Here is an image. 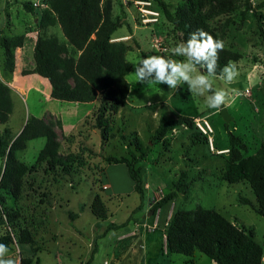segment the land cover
<instances>
[{
  "label": "rangeland",
  "instance_id": "rangeland-1",
  "mask_svg": "<svg viewBox=\"0 0 264 264\" xmlns=\"http://www.w3.org/2000/svg\"><path fill=\"white\" fill-rule=\"evenodd\" d=\"M164 1L173 9L179 0ZM111 2L112 17L125 21L116 30L131 34L124 39L129 47L126 59L131 63L126 75L130 89L125 103L113 115L114 137L102 145L99 130L92 127L91 118H86L72 135L57 133L60 151L65 153L67 150L64 148L70 149L72 146L71 150L83 152L85 163L71 176L43 173L42 166L26 176L19 204L25 209V217L35 241L30 245L11 243L5 259L14 260L15 264L27 258L31 259L29 264H103L104 261L107 264H135L136 254H125L126 250L118 246L117 236L133 227L136 232L140 229L149 231L147 227L156 223L154 231L158 232L161 246L165 245L159 220L163 207H153L170 191L171 182L180 175L181 170L187 171L190 186L186 193H178L169 203L166 220L176 205L187 209L212 208L238 226L252 228L255 240L264 251V218L254 210V193L245 182L229 183L221 178L227 152L226 148L219 147H225V141L228 143V131L243 140L246 145L244 155L254 153L264 139V0L205 1L199 7L200 11L211 13L208 23L218 33L224 46L241 54L236 61L239 74L232 83L221 78V74L214 78V89L236 90L235 102L226 106L231 117L227 122L219 110L207 107L206 96L190 92L186 83H181L178 91L172 92L166 84L138 82L134 67L142 58L160 55L178 61L187 59L173 55V49L183 43L181 33L160 13L157 22L144 25L133 0ZM25 3L31 4L33 9H27ZM46 6V0H0V37L23 35L26 38L35 34L38 17ZM152 6L161 10L157 0H152ZM56 27L51 29L61 31ZM29 43L27 40V45ZM1 58L0 50V72L7 74ZM38 99L42 98L30 91L22 109L15 103L6 123L12 133L19 129L28 108L35 113L44 105L54 108L51 104L58 103L57 99L51 102ZM161 114L207 119L212 130L210 138L213 148L210 150L203 141L191 145L188 137L193 130L184 127L169 132L167 148L161 142L150 145L143 160L148 185L141 199L130 189L124 176L127 175L126 165L106 164L102 156L126 154L117 128L129 137L135 131L143 144H149L150 135L157 127ZM45 120L53 124L56 121L52 116ZM3 127L0 125V133ZM38 141H29L26 148L19 152L20 159L29 165L34 163L39 151ZM2 168L3 162L0 160V172ZM105 185L110 188L106 190ZM0 196L5 197L0 210L3 206H15L14 200L2 191ZM95 196H99L107 209L105 219L96 218L90 210ZM240 197L246 198L249 203L240 202ZM146 210L152 213L147 215ZM69 212L77 213V216L71 219ZM122 222H125L122 227L107 229L111 223ZM6 231L9 229L1 226L0 236ZM172 258L175 264H190L189 257L184 254L172 253ZM192 259L195 264H216L199 251ZM261 264H264V257Z\"/></svg>",
  "mask_w": 264,
  "mask_h": 264
},
{
  "label": "trees",
  "instance_id": "trees-1",
  "mask_svg": "<svg viewBox=\"0 0 264 264\" xmlns=\"http://www.w3.org/2000/svg\"><path fill=\"white\" fill-rule=\"evenodd\" d=\"M205 1L213 3L216 0H179L173 9L164 0H157L161 6L160 14L181 33L183 42L197 29L220 40L218 33L208 23L211 13L200 11V5ZM46 5L37 20L38 31L58 24L68 45L79 51V54L75 62L70 58H53L52 53H47L44 41L37 35L33 45L34 66L22 70V73H37L47 78L51 85V98L69 102L97 100L89 118L92 127L99 130L103 145L114 137L113 115L125 103L130 89L126 79L131 69V63L126 59L128 44L122 40H112L114 31L125 21L112 17L111 0H46ZM25 6L29 10L33 9L31 4L25 3ZM23 43V35L0 37L1 59L7 73H11L14 68L15 48ZM48 44L46 47L49 52ZM240 58L239 52L224 46L219 52L217 75L230 61L236 62ZM11 111V89L0 80V125L4 126L0 133V160L3 162L0 191L11 197L15 204L10 208L3 206L0 210V227L6 226L9 229L0 236V243L7 246L13 242L30 245L35 241L34 233L25 217V209L19 204L26 176L33 174L39 166H42L43 173H52L58 177L71 176L84 165L85 159L80 150L66 153L60 151L61 144L54 129V125L61 127L60 120L53 124L31 115L22 129L14 134L6 125ZM193 119V116L187 115L169 117L161 114L157 127L150 135L149 144H143L135 131L129 137L117 128L116 132L126 147V154L103 155L102 159L106 164H125L133 181V191L142 199L146 184L143 160L150 145L161 142L167 148L169 132L178 127L193 130L189 137L187 134L191 145L200 141L208 145L206 135L195 126ZM37 138L43 139V146L37 152L34 163L29 165L20 159L19 152L26 148L30 140ZM227 140V157L221 178L229 183H247L256 199L254 210L264 218V139L256 151L249 155L243 154L246 145L239 136L228 131ZM189 186L188 173L181 170L180 175L171 182L170 191L153 207H163L159 220L167 252L184 254L189 257L190 264H195L192 257L196 251L205 254L216 264H261L264 251L255 240L252 228L238 226L212 208L187 209L176 205L166 220L169 203L178 193H186ZM4 202L5 197L0 196V205ZM240 202L249 203L243 197H240ZM90 210L98 219L108 216L99 196L94 197ZM76 216L77 213L69 212L71 219ZM124 224L111 223L107 229L122 227ZM30 261V258L20 259L19 264H29Z\"/></svg>",
  "mask_w": 264,
  "mask_h": 264
},
{
  "label": "crops",
  "instance_id": "crops-1",
  "mask_svg": "<svg viewBox=\"0 0 264 264\" xmlns=\"http://www.w3.org/2000/svg\"><path fill=\"white\" fill-rule=\"evenodd\" d=\"M56 25L58 27H56ZM51 27H56L57 30H59L58 28H60L58 24H55L52 26H48L43 31L37 30L35 31V34L28 35L26 38H24L23 45L20 47H16L14 50L13 71L7 74L0 72V80L7 84L11 89L12 111L15 103L20 106V109H22V104H26L28 93L30 91H33L35 95H37L39 98H42L38 100L51 102L52 99H54L50 97L51 85L47 78L42 77L37 73H22V70L31 69L34 66V62L32 61L33 45L37 35H39L40 38L44 41L47 53H52L53 58L64 60L66 57H68L72 60V62H75V60L77 59L79 51L68 45L63 36L61 28V31H55L54 28L51 29ZM128 36H131V34L115 30L112 40L124 41V39H127ZM27 40H29L30 42L29 45H27ZM45 40H48L49 42V52L48 48L46 47ZM57 102L58 103L56 104H51V106H54V108L45 107L46 105H44V107H41V110L35 113H32L28 108L27 115L25 114V117L24 115L22 116L19 129L14 132V134H17L22 129L28 116L32 115L43 119L52 116L55 120H60L61 122V127L55 126V131L56 133H58V135L59 132L62 135H72L74 132H76V130H78L83 121L91 116L93 109L98 103L97 100L90 102H69L57 100ZM37 139L40 140L38 141L40 149L43 146L44 141H41L40 138ZM224 145L225 147L227 146L226 141ZM219 147L225 148L223 145ZM71 148L72 146L70 147V149L68 147H65L64 149L67 150L66 152L73 151L71 150ZM126 174L127 175L124 176H126L127 178L130 189L133 190V181L128 174L127 168ZM147 185L148 184L146 182L145 186L147 187ZM104 188L107 190L110 188V186H106ZM146 211V214H148L149 211ZM117 240L120 249L126 250L125 254H127V252L136 254V256L134 257L135 264H139V260L140 264H175V260L172 258V254L167 252L166 246H163L164 248L161 246L160 237L157 231H145V229H140L138 232H136L135 228L133 227L127 230V232L119 234L117 236ZM104 263L107 264V261H104L103 264Z\"/></svg>",
  "mask_w": 264,
  "mask_h": 264
},
{
  "label": "clouds",
  "instance_id": "clouds-1",
  "mask_svg": "<svg viewBox=\"0 0 264 264\" xmlns=\"http://www.w3.org/2000/svg\"><path fill=\"white\" fill-rule=\"evenodd\" d=\"M224 49L222 40L214 39L209 33L197 29L186 42L173 49V55L185 56V61L152 55L142 58L134 67V76L139 83L166 84L172 92H177L181 83L188 85V90L198 96H206L208 108L223 111L235 102L236 90L214 89L217 75L219 52ZM199 66V67H198ZM206 70V71H201ZM193 73H198L193 75ZM236 62L230 61L221 70V78L232 83L238 76ZM149 104L151 102L149 101ZM9 252L7 245L0 243V264H15L12 259H5Z\"/></svg>",
  "mask_w": 264,
  "mask_h": 264
},
{
  "label": "built area",
  "instance_id": "built-area-1",
  "mask_svg": "<svg viewBox=\"0 0 264 264\" xmlns=\"http://www.w3.org/2000/svg\"><path fill=\"white\" fill-rule=\"evenodd\" d=\"M133 3L137 5L139 15H140V21L144 25H148V23H154L158 21L160 12L159 10H157L156 8L152 6V0H133ZM193 120H194L195 126L201 131V133L206 135L209 148L212 150L213 145H212V141L210 138V133L212 130H211V126L209 122L207 121V119L202 118V117H195ZM155 226H156V223H154V225L152 226H148L147 228L149 230H154Z\"/></svg>",
  "mask_w": 264,
  "mask_h": 264
},
{
  "label": "water",
  "instance_id": "water-1",
  "mask_svg": "<svg viewBox=\"0 0 264 264\" xmlns=\"http://www.w3.org/2000/svg\"><path fill=\"white\" fill-rule=\"evenodd\" d=\"M219 112H220L221 116L223 117V119H224L226 122L231 118L230 115H229L228 112H227L226 107H225V109H224L223 111H220V110H219ZM151 213H152V211H149V213H148L147 215H149V214H151Z\"/></svg>",
  "mask_w": 264,
  "mask_h": 264
}]
</instances>
